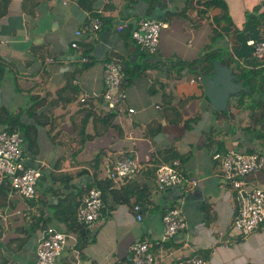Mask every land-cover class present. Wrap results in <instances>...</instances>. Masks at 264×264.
Segmentation results:
<instances>
[{
	"label": "crops",
	"instance_id": "1",
	"mask_svg": "<svg viewBox=\"0 0 264 264\" xmlns=\"http://www.w3.org/2000/svg\"><path fill=\"white\" fill-rule=\"evenodd\" d=\"M220 1L226 18L217 4L204 6L205 0H0V108L35 127V153H29L25 141L22 150L25 164L42 175L31 198L10 189L0 194V264H36L42 221L74 237L67 240L57 264H128L130 244L142 240L149 243L152 264L196 256L208 264H264V225L247 235L233 227L238 200L211 158L226 149L264 153V97L253 96L263 102V113L256 109L254 121L251 97L237 104L239 92L229 96L226 112L216 113L204 95L203 79H196L202 73L186 65L207 51L213 18L220 17L228 32L212 48L225 50L222 59H234L232 71L235 65L264 68V58L253 60L241 46L232 50L228 26L230 21L238 30L236 42L252 34L264 37V0ZM249 13L258 26L243 31ZM93 17L106 22L97 34L89 24ZM145 17L166 24L152 53L126 36V28L116 30L118 24L135 25ZM72 41L87 47L85 62L78 60ZM110 57L128 70L118 110L102 101L103 64ZM65 88L59 100L58 91ZM82 93L90 98L89 109L79 110ZM33 97L39 101L34 111L38 123L28 112ZM107 114L110 123L102 121ZM195 115L197 122L186 127ZM173 153L179 172L196 185L157 191L154 169L170 163ZM122 155L140 164L129 181L136 193L128 204L116 203L118 194L108 197L100 218L84 227L80 241L63 217L75 211L87 184L107 179L105 170ZM52 174L58 178L53 180ZM243 180L248 190L264 191V169ZM137 196L143 197L137 203L140 220L131 209ZM171 207L181 209L186 227L160 241L161 216Z\"/></svg>",
	"mask_w": 264,
	"mask_h": 264
},
{
	"label": "built area",
	"instance_id": "2",
	"mask_svg": "<svg viewBox=\"0 0 264 264\" xmlns=\"http://www.w3.org/2000/svg\"><path fill=\"white\" fill-rule=\"evenodd\" d=\"M93 34H97L104 28L106 22L101 17H93L89 20ZM126 24H118L116 30L120 31ZM166 24L151 18H142L133 25L130 37L133 42L142 50L152 53L158 45L160 30ZM75 36L80 32L75 31ZM247 45L252 48V57L261 60L264 58V41L248 39ZM70 47L77 50L78 43L72 41ZM51 59H49L50 61ZM124 79L121 60L110 57L103 64L102 80L104 91L102 101L108 109L118 110L124 99V93L120 91V85ZM196 79L200 80L199 77ZM87 96L82 93L79 101ZM128 113L133 109L127 108ZM22 135L17 130L0 129V183L6 180L13 192L24 198H31L35 194V186L40 176L38 169L27 166L24 162L22 150ZM211 158L218 162L223 177L234 189L238 200V211L234 216L232 225L242 235H247L264 225V191L261 189L248 190L243 180L244 176L264 169V153L262 152H240L233 149H226L222 152H214ZM179 162L174 160L171 163L158 165L154 171L153 183L157 191L172 188H192L196 180L186 178L178 170ZM140 164L132 157L116 159L112 165L105 170V176L110 180L112 186L118 187L128 182L139 171ZM103 207L101 190L91 186L81 199L76 210V222L89 226L100 218ZM137 220L141 219L139 207H132ZM162 233L160 241L171 238L177 231L186 227L181 209L171 207L161 216ZM74 237L56 230L51 226L45 227L37 240L35 247L36 264H57L67 240ZM159 243V242H156ZM129 264H152L153 256L149 251V243L145 240L135 241L129 246ZM63 264V263H62ZM172 264H208L200 256L179 260Z\"/></svg>",
	"mask_w": 264,
	"mask_h": 264
},
{
	"label": "trees",
	"instance_id": "3",
	"mask_svg": "<svg viewBox=\"0 0 264 264\" xmlns=\"http://www.w3.org/2000/svg\"><path fill=\"white\" fill-rule=\"evenodd\" d=\"M202 0H198V2H201ZM216 1V2H215ZM205 0V2H203L204 6L206 7H210L213 4H217L223 15L225 18L227 17L226 13H225V7L223 4V1H218V0ZM201 13H204V10L201 11ZM220 17H215L213 18V23L214 26L211 27L210 32L207 36L208 41L210 42L206 48L207 51L201 55L199 58L195 59L194 61L191 62H186V65H189L192 70L198 74V75H202L199 76V78H204V77H210L213 74V62L215 60L220 61L222 64H225L229 67H231L232 63L234 61L233 58L231 57H226V59H222L223 54H225V50L224 49H219V48H212V45L214 44V42L217 40L218 37H220L223 33H227L228 31L225 30V25H222V21L219 19ZM244 29L243 31H245L247 28L251 27V26H258V22L257 19L255 17V15L253 13H249L246 15L245 18V22H244ZM228 26L230 27L229 33H231V37L233 40H231L232 42V50L233 48L237 45L244 47V49L246 50L247 56L251 57L253 60H255V58L252 57V48L250 46L247 45L246 41L248 39H253V40H262L264 41V37H260V36H256V35H251V36H246L244 39H239L236 40L233 38V35L236 34L238 32V30L236 28L232 27V23L230 21H228ZM133 25H126L123 28H121V30H123L124 28H126V36H130V31L132 29ZM120 30V31H121ZM259 32V31H257ZM260 33V32H259ZM236 47V48H237ZM235 48V49H236ZM234 49V50H235ZM238 49V48H237ZM77 57L78 60L80 62H85L87 60V47L84 46V44H79L77 47ZM122 69H123V73H124V77L127 74V69L122 65ZM234 69V68H233ZM235 71H232V75L234 76V80L237 81H241L242 85L246 88L244 91H240L238 93L239 99L236 101L237 104H241L244 100V98L246 96L251 97V105L249 107V110L251 112L250 116H251V121H254V119L258 118V111L255 112V110L259 109V113H263L260 109H263V102L260 100H255L253 98V96L257 93V94H262L264 97V68L263 69H255V68H251V69H244L235 65ZM197 70V71H195ZM68 88V87H67ZM66 91L65 89H61L60 91H58V97L59 100H61V94L62 92L64 93ZM72 91H74L72 89ZM75 92V91H74ZM36 101L35 102V97H33L32 101H31V105L28 109L29 115L33 118H35V122L38 123L39 119L34 115L35 114V105L37 104ZM79 102V106L80 109L79 110H86L87 108H90V98H85L83 101H78ZM37 106V105H36ZM216 113L222 114L223 112H218L215 111ZM88 117V115L85 116V119H83V121L86 120V118ZM198 116H193L192 118H190L188 121H186L184 123V125L186 127H189L191 124L197 122L198 120ZM102 121L104 123H110L111 122V117L109 114H107V116L105 118H102ZM0 129L3 130H17L20 132V134L22 135V140L23 142L25 141L27 143V147H28V151L29 153H35V127L33 125H29V124H22L19 120H18V115H12L9 114L6 110L1 109L0 108ZM177 155L175 153H173L169 159L172 161V159H174ZM126 156H119L118 159L120 158H124ZM170 161V163H171ZM157 167V166H156ZM156 169V168H155ZM154 169V171H155ZM53 180H55V178H58L56 174H52L51 175ZM41 176H39V178H41ZM65 178V177H64ZM153 178H154V172H153ZM130 181V180H129ZM125 182L123 185L118 186V188H114V186H112L110 180L105 179L102 182L95 180L94 182H91L89 184H87L86 186V191L89 187L91 186H96L97 188H99L101 190V197H102V202H106L107 198L109 197L110 199L114 198L115 194H118L120 196V198L116 199L115 202L116 203H125L128 204L129 200L131 197L134 196V194L136 193L134 190H136L137 188L132 187L129 183L130 182ZM8 189L11 190L8 182L6 180H4L3 182L0 183V194L1 195H5V191H7ZM144 190V187L142 188ZM85 191V192H86ZM143 197L137 196L135 199V204L131 205V209L134 205H137L139 207L138 200H142ZM81 200L78 202V204H76V208L75 211L73 212H69V214L67 216H64L63 218L65 219V217H67L69 220L68 222V229L73 231V233L76 235L75 237L77 239H79L80 241L85 239V234L87 232V230L84 228L86 226L81 225L79 223L76 222V210L77 207L79 206ZM71 204V203H70ZM66 206H68L69 204L66 202L65 203ZM58 206L60 207L61 204L59 203ZM70 206V205H69ZM62 212H65V209L62 210ZM61 217L60 213L59 216L57 218ZM63 218H60L63 220ZM66 220V219H65ZM43 223V229L47 226H45L46 222L42 221ZM203 258V257H202ZM204 259V258H203ZM63 264H71L70 262H65ZM129 264V263H128Z\"/></svg>",
	"mask_w": 264,
	"mask_h": 264
},
{
	"label": "water",
	"instance_id": "4",
	"mask_svg": "<svg viewBox=\"0 0 264 264\" xmlns=\"http://www.w3.org/2000/svg\"><path fill=\"white\" fill-rule=\"evenodd\" d=\"M202 79L207 102L218 111L226 109L230 95L245 90L240 82L234 80L231 68L218 60L213 62V74Z\"/></svg>",
	"mask_w": 264,
	"mask_h": 264
}]
</instances>
